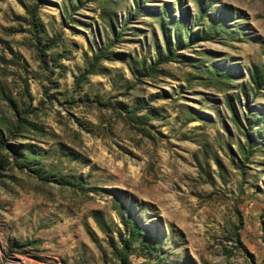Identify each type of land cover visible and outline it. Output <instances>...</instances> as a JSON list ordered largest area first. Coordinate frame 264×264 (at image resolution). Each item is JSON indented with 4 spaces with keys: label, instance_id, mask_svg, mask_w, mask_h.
Here are the masks:
<instances>
[{
    "label": "rangeland",
    "instance_id": "rangeland-1",
    "mask_svg": "<svg viewBox=\"0 0 264 264\" xmlns=\"http://www.w3.org/2000/svg\"><path fill=\"white\" fill-rule=\"evenodd\" d=\"M0 264H264V0H0Z\"/></svg>",
    "mask_w": 264,
    "mask_h": 264
}]
</instances>
